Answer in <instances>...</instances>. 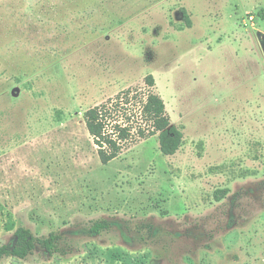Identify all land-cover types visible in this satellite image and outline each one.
Segmentation results:
<instances>
[{"label": "rangeland", "instance_id": "obj_1", "mask_svg": "<svg viewBox=\"0 0 264 264\" xmlns=\"http://www.w3.org/2000/svg\"><path fill=\"white\" fill-rule=\"evenodd\" d=\"M150 89L182 148L103 165L85 112L137 127ZM20 227L75 252L0 264H264V0H0V247Z\"/></svg>", "mask_w": 264, "mask_h": 264}, {"label": "trees", "instance_id": "obj_2", "mask_svg": "<svg viewBox=\"0 0 264 264\" xmlns=\"http://www.w3.org/2000/svg\"><path fill=\"white\" fill-rule=\"evenodd\" d=\"M183 13L185 21L191 27L192 22L188 14L185 10ZM146 83L150 88H154V77L148 76ZM125 96L124 101L129 103L131 92L128 91ZM140 104V124L137 127H134L135 117L132 114L127 117L126 113V121L123 119L120 122V116H117L116 112L118 107L110 108L107 104H102L85 112L87 130L97 146L98 156L103 165L118 159L127 145L138 138L149 139L157 136L160 151L164 156H174L182 148L184 133L172 124L164 100L150 89L146 94V99H142ZM226 193V191L217 192V201H221ZM142 228L147 229L149 236H152L156 229L153 224H143L138 229L139 233ZM111 229L110 221L100 220L92 223L89 232L93 235H101ZM14 238L15 241L11 247L8 245L0 247V263L6 258L25 260L34 255L38 248L44 250L50 257L55 255L67 257L75 252L74 247L67 243L66 238L59 232H52L46 237H37L31 229L20 227L16 230Z\"/></svg>", "mask_w": 264, "mask_h": 264}]
</instances>
